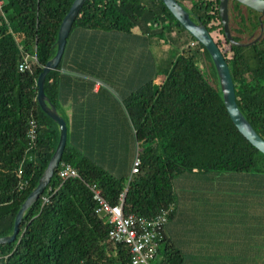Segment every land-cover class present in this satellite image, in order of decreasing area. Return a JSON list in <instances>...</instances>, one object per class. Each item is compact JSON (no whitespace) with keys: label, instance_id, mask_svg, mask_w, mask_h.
Returning a JSON list of instances; mask_svg holds the SVG:
<instances>
[{"label":"trees","instance_id":"obj_1","mask_svg":"<svg viewBox=\"0 0 264 264\" xmlns=\"http://www.w3.org/2000/svg\"><path fill=\"white\" fill-rule=\"evenodd\" d=\"M176 1L194 23L206 27L219 47L231 74L238 109L264 140V36L249 44L233 36L235 42L244 44L233 45L223 34L220 0ZM73 2L0 0V238L12 234L20 207L38 185L58 144L57 124L37 103L36 81L56 54L59 28ZM240 7L231 0L229 11L234 22L238 20V29L230 28L231 33L250 36L260 26L264 30L261 14L248 8L243 14ZM149 21L157 26L151 33L164 36L178 30L189 42L194 40L161 0H86L72 24L60 63L45 78L44 92L50 102L53 104L59 85L52 78L63 68L75 29L130 33ZM217 21L218 26L212 25ZM217 29L230 46V56L212 35ZM25 56L35 61L29 71L19 72ZM200 59L206 62L204 69L198 64ZM120 103L133 127L134 146H142L141 151L134 149L140 162L138 172L116 176L96 163L87 153L86 127H79L80 138L73 146L70 126L62 117L67 140L60 164H69L78 178L60 180L58 165L43 193L25 211L16 239L0 245V264H127L128 249L109 242L107 226L94 213L92 184L111 206L123 194L125 216L150 219L172 206L169 222L174 214L173 180L177 176L190 171L264 173V155L231 122L214 64L198 43L193 51L180 52L158 86L150 81ZM31 120L37 124V137L29 149ZM158 256L160 264L184 263L182 253L164 238Z\"/></svg>","mask_w":264,"mask_h":264},{"label":"crops","instance_id":"obj_2","mask_svg":"<svg viewBox=\"0 0 264 264\" xmlns=\"http://www.w3.org/2000/svg\"><path fill=\"white\" fill-rule=\"evenodd\" d=\"M145 25L130 33L75 29L52 78L59 84L53 105L70 126V142L77 144L84 125L88 155L116 176L130 175L135 156L133 127L117 96L127 99L150 81L158 86L189 42L178 30L161 36L151 33L153 22ZM167 46L179 49L175 57ZM173 190L164 241L183 264H264V173L190 171L173 180Z\"/></svg>","mask_w":264,"mask_h":264},{"label":"water","instance_id":"obj_3","mask_svg":"<svg viewBox=\"0 0 264 264\" xmlns=\"http://www.w3.org/2000/svg\"><path fill=\"white\" fill-rule=\"evenodd\" d=\"M86 0H74L68 13L64 17L58 32L57 38V50L55 56L46 63L42 72L39 74L36 87H37V103L52 121H54L59 129V140L56 150L51 157L47 168L41 176L38 185L27 197L25 202L20 207L14 221L13 232L10 236L0 238V245L11 243L16 239L19 232V225L21 224L25 211L31 207L39 196L43 193L46 186L50 182L55 170L61 162V158L65 149L67 140V126L64 119L58 114L55 106L50 102L44 92L45 78L51 71L56 70L64 54L67 38L70 34L72 24L76 19L79 11L84 5ZM169 13L180 24V26L209 54L214 67L217 72V76L220 83V89L223 95L224 106L228 113V116L237 129V131L250 143L257 151L264 155V140L255 132L252 126L246 121L241 112L238 109L235 97L234 84L231 78V74L227 65V62L221 53L219 47L213 40L212 36L208 32L205 26L201 23H194L189 14L181 7L176 0H161ZM241 6L251 9L261 15L264 14V0H235ZM229 0L219 1V17L223 28V34L225 38L233 45H244L237 43L233 40V36L229 29Z\"/></svg>","mask_w":264,"mask_h":264},{"label":"built area","instance_id":"obj_4","mask_svg":"<svg viewBox=\"0 0 264 264\" xmlns=\"http://www.w3.org/2000/svg\"><path fill=\"white\" fill-rule=\"evenodd\" d=\"M219 24L220 22L218 21L212 23L215 27ZM218 32L219 29L216 30L214 38L222 46L225 41ZM196 46V41L191 40L189 42L188 47L190 49ZM32 61H35V58L25 56L18 65V71H29ZM36 137L37 124L31 120L27 129L29 149L35 146ZM139 165V159L136 158L133 162L130 175L138 172ZM57 173L59 179L62 181L78 178L77 172L69 164L61 163ZM18 174H21L20 170ZM89 190L96 204L94 213L102 219L108 228L107 238L109 242L115 245H124L128 249L129 260L127 264H154L157 259L159 247L164 238V229L173 211V207L171 206L161 210L156 216L150 219L135 214L125 216L123 214V194L119 197V203L116 206H111L103 198L101 190L96 184L90 185ZM46 201L47 199L44 198V202Z\"/></svg>","mask_w":264,"mask_h":264},{"label":"rangeland","instance_id":"obj_5","mask_svg":"<svg viewBox=\"0 0 264 264\" xmlns=\"http://www.w3.org/2000/svg\"><path fill=\"white\" fill-rule=\"evenodd\" d=\"M241 8V11H242V13L243 14H247V10L244 8V6H242V7H240ZM228 9L229 10H231V0H229V3H228ZM229 15H230V17H229V29L230 28H232L233 30H235V29H238V25H237V22H238V20L237 21H235L234 22V20H233V18H232V14L230 13V11H229ZM260 20L262 21V20H264V14L263 15H261L260 16ZM232 34V36H240L237 32L235 33V32H232L231 33ZM212 35H213V37H214V32L212 33ZM164 36H166V33L164 34ZM262 36H264V30L262 29V27L260 26L259 27V29L258 30H256L252 35H246V34H244L243 36H241L242 37V43H247V44H249V43H251V42H253L256 38H260V37H262ZM165 38V37H164ZM188 45H189V43L187 44V46L184 48V50H194V48L193 49H189V47H188ZM170 46V45H169ZM169 46H167L168 48H171V49H169L170 50V52H169V56H176L177 55V52H179V49H177V48H174V47H169ZM222 49L226 52V50H227V54H228V56H230V46H229V44H225V43H223V45H222ZM205 63L206 62H204L202 59H200L199 60V62H198V64H199V66L200 67H203V69H204V67H205ZM112 93H114V92H112ZM122 97L123 96H120V95H118L117 96V100H118V102L120 103V101H121V99H122ZM121 104V103H120ZM138 146V147H137ZM141 146V145H140ZM139 146V144H135V146H134V149L136 150L137 148L138 149H140V151H141V149H142V146H141V148H139L140 147ZM136 152H138V151H136ZM136 154H135V156H134V159H136ZM185 253V252H184ZM187 254V253H186ZM189 256H190V254H189ZM190 264H196V263H192V262H190Z\"/></svg>","mask_w":264,"mask_h":264},{"label":"flooded vegetation","instance_id":"obj_6","mask_svg":"<svg viewBox=\"0 0 264 264\" xmlns=\"http://www.w3.org/2000/svg\"><path fill=\"white\" fill-rule=\"evenodd\" d=\"M241 36H242V35H240V36H238V37L242 39V37H241Z\"/></svg>","mask_w":264,"mask_h":264}]
</instances>
